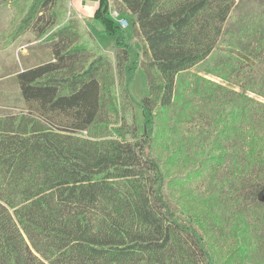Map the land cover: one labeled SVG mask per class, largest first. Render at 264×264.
<instances>
[{
    "label": "trees",
    "instance_id": "obj_1",
    "mask_svg": "<svg viewBox=\"0 0 264 264\" xmlns=\"http://www.w3.org/2000/svg\"><path fill=\"white\" fill-rule=\"evenodd\" d=\"M29 1L16 34L31 30L41 37L56 25L57 0ZM112 1L133 16V37L107 17L110 0H99L94 20L111 39L107 51L70 16L46 37L57 42L56 62L17 75L23 99L36 102L43 119L0 117V264H256L254 225L246 218L233 221L244 229L233 232V250L217 261L196 229L157 210L160 174L147 144L158 112L174 101L180 74L213 56L221 43L239 52L223 55L224 68L232 70L227 79L239 65L264 64L263 22H244L249 43L242 44L244 34L224 30L236 0ZM139 68L147 81V96L139 101L143 138L125 116L135 105L129 86ZM256 75L244 89L264 98V73ZM105 96L112 112L122 113L111 130L101 118ZM250 112L241 103L226 107L221 136L243 135L237 125L249 122ZM53 115L71 123L59 127ZM97 126L109 136L92 137ZM263 129L264 120L244 140L259 145Z\"/></svg>",
    "mask_w": 264,
    "mask_h": 264
},
{
    "label": "rangeland",
    "instance_id": "obj_2",
    "mask_svg": "<svg viewBox=\"0 0 264 264\" xmlns=\"http://www.w3.org/2000/svg\"><path fill=\"white\" fill-rule=\"evenodd\" d=\"M98 3L99 0H57L54 8L56 25L40 37L31 30L19 36L16 34L29 0H0V117L31 114L43 119L39 105L23 99L17 75L56 62L53 48L57 42L47 41L46 37L63 20L70 16L80 19L82 28L88 31L96 45L104 51L109 49L111 39L105 26L94 20ZM114 11L127 20L128 35L133 37L130 29L133 16L110 0L107 17L117 23L112 17ZM232 16L225 32L234 31L235 37L244 34L240 43H249L247 32L250 29L244 22L258 20L264 24V0H236ZM239 29L243 31L239 32ZM253 43L256 47V41ZM139 47L137 44V49ZM228 52L234 56L239 54L221 43L213 56L180 74L172 105L168 110L158 112L154 127L149 128L147 153L158 165L160 174L153 201L158 211L179 224L196 229L217 261L227 259L233 250V232L244 229L242 224L237 225L238 222L234 227L233 221L246 218L254 225V263L264 264V129L259 145L255 140H244L254 125L264 120V98L244 89L255 81L258 72L264 73V64L239 65L227 79L232 70L224 68L223 55ZM117 93L119 95V91L112 89V94ZM129 93L135 105L133 111L126 108L125 116L128 122L135 123L138 137L143 138L145 120L139 101L147 96V81L142 68L137 70ZM105 98L101 118L111 130L120 126L119 115L122 113L115 115L111 102L107 96ZM234 102L251 109L249 122L237 125L238 133L245 130V135L236 136L230 131L221 136L220 120L224 118V109ZM52 122L65 127L71 119L53 115ZM82 135L88 136V132ZM90 135L104 139L109 136V131L97 126ZM252 231L249 229L250 233Z\"/></svg>",
    "mask_w": 264,
    "mask_h": 264
},
{
    "label": "built area",
    "instance_id": "obj_3",
    "mask_svg": "<svg viewBox=\"0 0 264 264\" xmlns=\"http://www.w3.org/2000/svg\"><path fill=\"white\" fill-rule=\"evenodd\" d=\"M112 17L117 22V24H119L121 27H123L125 29L127 28L128 22H127V20H124L121 18L120 13H118L117 11H114L112 13Z\"/></svg>",
    "mask_w": 264,
    "mask_h": 264
},
{
    "label": "crops",
    "instance_id": "obj_4",
    "mask_svg": "<svg viewBox=\"0 0 264 264\" xmlns=\"http://www.w3.org/2000/svg\"><path fill=\"white\" fill-rule=\"evenodd\" d=\"M98 6H99V3H98ZM97 8H98V7H96V9H95V10H97ZM94 13H95V12H94Z\"/></svg>",
    "mask_w": 264,
    "mask_h": 264
}]
</instances>
